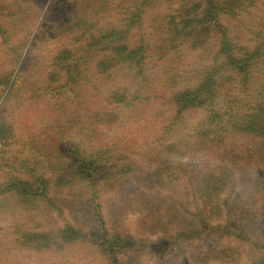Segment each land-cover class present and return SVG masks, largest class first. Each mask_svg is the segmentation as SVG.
Returning <instances> with one entry per match:
<instances>
[{"label": "rangeland", "instance_id": "rangeland-1", "mask_svg": "<svg viewBox=\"0 0 264 264\" xmlns=\"http://www.w3.org/2000/svg\"><path fill=\"white\" fill-rule=\"evenodd\" d=\"M196 1L0 0V264H264L257 197L233 228L206 229L177 193H209L211 170L232 164L224 152L257 147L234 138V124L264 87V0L219 18L234 53L260 56L245 83L219 53L216 29L186 40L190 27L172 31ZM121 44L136 61L120 58ZM207 78L211 103L179 112L174 95ZM251 167L264 174V163ZM191 169L205 172L203 188L191 186ZM38 177L44 196L6 184ZM203 214L214 227L226 216Z\"/></svg>", "mask_w": 264, "mask_h": 264}, {"label": "trees", "instance_id": "trees-1", "mask_svg": "<svg viewBox=\"0 0 264 264\" xmlns=\"http://www.w3.org/2000/svg\"><path fill=\"white\" fill-rule=\"evenodd\" d=\"M242 4V0H224L222 2H218L216 0H197L192 6V11H195L192 16L186 19L185 17L187 16L181 17L180 20L173 19L174 22L172 23V31L181 32L183 30H186L187 27H190V30L187 29L186 32L180 34L182 39L186 40L193 38V33H200V36H203L205 35L203 33L207 31L208 28L213 30L216 29V33L218 34L217 40L220 43L219 53L225 57V61L227 62L228 66L234 69L237 75H239L238 77L240 78V80L245 83L246 81H249L248 78L250 76L248 74L250 72V66L255 62L256 59L260 57L258 56V51L254 47L251 51L245 49L242 53H234L231 49L230 43L226 40V38L228 37L225 38V28L219 19L220 15L223 14V12H231L238 7V9H240L242 7ZM228 7H233V9H230ZM190 10L191 7L185 12V14L189 13ZM196 27H199V29H197ZM114 33L115 32L113 30L112 34ZM173 35L176 39L179 40L178 34L173 33ZM223 37L225 39H223ZM115 47L117 50H119V53H121L119 55L122 60L131 59L136 61L137 54L135 53L134 49L127 50L128 48L124 44L117 45ZM122 51L125 52L122 54ZM212 67L214 68V66ZM211 81V78L200 80L194 88L185 89L175 94L171 101L178 107L179 112L187 110V108L190 107L202 105L203 102L211 103V99L213 97L212 89L210 88ZM205 93L206 96H204ZM259 95L261 96L259 104H257L253 109H245L246 111L244 110L245 112L243 111L241 113L242 116L248 118V120L242 123L235 122L234 124V129L239 131V134H235L234 138L236 136H240L242 138H249L251 140L256 139L258 142L254 144H258L257 147L249 146L241 149L242 152L249 153L248 155L250 157L242 155L241 151L236 152L235 154L231 153V155L224 152L225 156H230V158H232L230 159L232 160V164H229V167H225L224 171H220L218 173H215L216 170H211L214 171L210 174L215 177L216 183L213 185L211 184L210 188L206 186V189L210 190L209 193H203L201 190H198V192H191V188H189L187 185L185 187H182V191L177 192L184 202H186V199L188 202L190 200L191 205L193 206L194 210H196L193 214L194 220H199L201 223V227H207L206 229H217L220 227L233 228V218L241 220L242 211L246 208L252 207L250 205L252 203H255L256 197L259 199L258 201L262 206L261 212L263 213L264 217V174L261 172L260 176L257 167V173L255 174L254 168L251 167L253 163H256V165H263L264 163V161L261 162V159H264V87L262 86L261 90L259 91ZM231 102H237L239 104L241 102V99L238 97L233 98ZM235 113H237V111L232 109L229 111H224L222 115L228 116L229 118L232 117L233 114L235 115ZM222 115L219 112H214V116H216L217 119L221 118ZM253 149H255L256 151H254ZM252 155L257 157L255 160L257 162L250 160ZM249 161H251L250 164ZM90 166L92 169L93 165L90 164L89 167ZM78 167L81 168V166ZM191 170V180L194 181L193 185L190 180L191 186L193 187L197 185L198 187L203 188L204 183L202 184L201 182L203 180V175L205 174V172L200 169ZM93 172L94 170H92L91 172H89L88 170V173L86 175L89 179L92 178ZM79 173H81V171ZM262 176L263 178H261ZM182 178L183 177H180V179ZM12 181L14 180L10 178L6 182V184L9 188L13 189L18 194H23L26 196H44L46 194L47 188L43 183V181L45 180H41V178L39 177L37 181H40V183H30L29 181H23L20 179L14 182ZM222 193H225V195L222 196ZM148 201L151 200L148 199ZM153 201H155V203L153 204L154 208L159 210L163 202L157 199H153ZM201 205L204 208H202ZM168 209H170L171 211V207H169ZM204 210L208 211L210 215L209 217H221L222 213L225 214L226 216L224 218V222H222V224L218 223L215 227L210 225V218H207L206 216L205 219L207 220L201 218V215H204ZM72 233L73 228L69 225H66L64 229L60 230V234L63 237H65L66 235L70 237ZM239 234H242V232L239 231Z\"/></svg>", "mask_w": 264, "mask_h": 264}]
</instances>
